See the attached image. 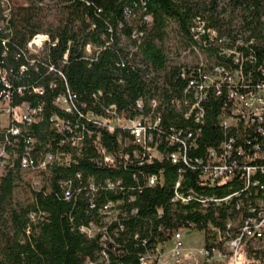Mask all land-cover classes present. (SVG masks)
<instances>
[{
	"label": "trees",
	"instance_id": "16d2710c",
	"mask_svg": "<svg viewBox=\"0 0 264 264\" xmlns=\"http://www.w3.org/2000/svg\"><path fill=\"white\" fill-rule=\"evenodd\" d=\"M218 1L0 0L1 110L9 107L17 115L22 105L40 108L30 124L14 120L21 128L18 136H0V146L6 151L0 176V264H87L96 262L101 250L108 260L95 264H140V256L182 225L191 223L198 231L208 221L223 225V207L217 208V218L211 210L201 214L195 201L177 210L170 207L179 169L183 170V191L226 194L229 184L202 185L195 165L130 159L116 160L107 167L94 161L97 137L110 153L119 147L116 135L107 134L100 123L104 109L114 105L132 118L137 114L138 99L143 100L145 110L151 99L157 100L161 151L175 150L167 146L166 139L178 133L186 139L200 130L195 149L181 147L190 159L205 156L207 147H217L224 139L216 122L221 108L229 105L224 94H208L202 125L184 121L170 104L180 98L188 82L180 75V67L185 66L181 53L194 43L190 27L196 17L217 33L222 46L240 51L246 87L264 83V0H228L220 10ZM36 35L46 39L41 49L32 52L27 45ZM238 40L243 44L236 46ZM202 50L216 64L232 59L221 55L213 43ZM35 88L42 93H35ZM60 96L69 98L71 113L56 105ZM52 116L82 137L79 147L71 146L69 134L51 127ZM227 134L235 133L230 130ZM255 136L246 131L238 143L249 148L246 143ZM46 151L66 153L70 161L49 165L47 191L46 186L33 190L23 180L20 161L27 157L36 164ZM158 170L164 177L163 193L149 202L145 179ZM89 178L95 191L88 188ZM118 180L116 188H108L106 181L113 184ZM229 187L239 189L241 182L235 180ZM16 190L25 193L23 201L14 199ZM108 201H120L116 208L124 213L107 226L113 246L99 242V234L86 239L77 230L80 223L100 225L97 211ZM157 207L162 211L157 212ZM30 213L36 215L34 223ZM239 255L243 256L240 264H264V245L257 249L247 244Z\"/></svg>",
	"mask_w": 264,
	"mask_h": 264
},
{
	"label": "built area",
	"instance_id": "2783aa9c",
	"mask_svg": "<svg viewBox=\"0 0 264 264\" xmlns=\"http://www.w3.org/2000/svg\"><path fill=\"white\" fill-rule=\"evenodd\" d=\"M191 21L190 33L194 43L181 53V57H185L186 61H184L185 66L180 67L181 78H188V82L180 98L172 99L170 104L181 114L184 121L192 120L195 124L202 125L205 117L203 104L208 100V94L213 93L218 96L224 94L229 105L222 107L216 117L217 124L225 133L224 139L217 147H207L205 156L190 159L181 147L195 149L200 130H196L194 137L188 134L186 139H181L178 136L181 133H178L166 139L167 146L175 147V150L170 153L166 149L161 151L160 116L155 113L157 100L151 99L145 110L143 100L138 99L135 102L137 114L132 118L118 112L114 105L104 109L100 123L107 134L116 135L119 147L118 151L110 153L101 145L97 137L94 141L97 156L94 161L110 167L116 160H143L148 164L169 160L172 164L180 163L190 168H194L195 165L198 170L197 180L202 185L212 187L229 184L230 186L237 180L241 182V187L233 189L228 186L226 194L222 196L196 194L191 190L183 191L181 188L183 170L179 169L169 199L171 209L177 210L195 201L198 205L197 210L201 214L211 210L214 211L215 217L218 216L217 208L223 207L226 211L223 225L219 227L208 221L200 231L195 230L191 223L182 225L173 231L167 240L157 242L149 253L140 256V264H223L224 262L237 264L238 255L245 245L249 244L257 249L264 245V83L246 87L242 71L244 59L240 51L235 46L232 48L222 46V40L218 39L217 33L207 28L199 17L192 18ZM45 39L46 37L42 35L34 36L27 45L28 49L32 52L41 49ZM208 42L218 46L220 54L225 55L226 59L231 57L230 63L225 62L221 65L208 59L202 50ZM242 44L241 41H236V46ZM246 46L247 44H244V47ZM33 91L42 93L41 88H35ZM8 100L7 96L3 98L4 103ZM1 102L0 115H5L7 120L5 126L0 127V136H18L21 128L14 124V120L17 118L22 124H30L40 111V108L30 109L27 105H22L19 109L20 113L14 115L9 107L1 110ZM56 105L67 113L72 111L69 98L64 96L57 99ZM50 121L51 127L56 132L70 135L69 142L73 148L80 146L82 137L62 119L52 116ZM230 130H234L235 134L228 135ZM249 130L256 136L246 143L249 148H244L238 143V139ZM188 138L189 142H187ZM27 142L32 143L33 140L28 139ZM5 143L9 144L7 138ZM5 156L6 151L0 146V176L4 174ZM69 161L70 156L63 152L53 154L46 151L36 164H33L29 158L23 157L20 161L23 180L28 182L33 190H41L46 186L45 191H47L48 166ZM106 184L108 188L113 189L120 184V181L113 184L106 181ZM163 184L164 177L161 170L145 179L147 201L151 202L162 195ZM88 188L91 191L96 190L92 178L88 179ZM65 196L68 198L67 193ZM119 202H106L104 207L97 211L101 218L100 225L94 221H90L88 225L80 223L77 227L78 232L86 239L94 238L99 234V242H110L113 246L110 233H107V226L123 213L121 209L116 208ZM156 209L157 212L162 211L161 207ZM29 218L32 223L36 221L34 213H30ZM191 232L201 234L202 245L193 249V253L188 255L189 249L184 244L183 235ZM96 257L97 263H106L108 260L104 250L97 252Z\"/></svg>",
	"mask_w": 264,
	"mask_h": 264
},
{
	"label": "rangeland",
	"instance_id": "374dc122",
	"mask_svg": "<svg viewBox=\"0 0 264 264\" xmlns=\"http://www.w3.org/2000/svg\"><path fill=\"white\" fill-rule=\"evenodd\" d=\"M208 1V0H206ZM228 0H219L218 1V8L219 10L221 8H225L226 4H227ZM239 18L236 17V20L238 21ZM183 61H186L185 57H182ZM20 113V111H18ZM6 116L5 115H0V127H4L5 123H6ZM26 198L25 193L21 190H16L15 191V195H14V199H16L17 201H23ZM183 241L184 244L186 245V247L189 249L188 250V255L190 253H193V249H196L198 247H201L202 245V241H201V234L198 232H191V233H186L183 235ZM243 260V256L239 255L238 256V260H237V264H240L241 261ZM223 264H230V262H224Z\"/></svg>",
	"mask_w": 264,
	"mask_h": 264
}]
</instances>
